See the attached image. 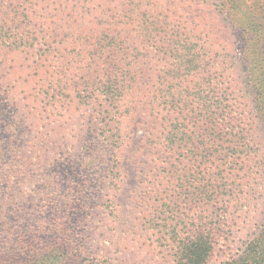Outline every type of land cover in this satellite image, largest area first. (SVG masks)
Masks as SVG:
<instances>
[{"label":"trees","instance_id":"obj_1","mask_svg":"<svg viewBox=\"0 0 264 264\" xmlns=\"http://www.w3.org/2000/svg\"><path fill=\"white\" fill-rule=\"evenodd\" d=\"M62 1L74 11L84 0ZM99 1L100 14L80 30L73 14L61 21L49 12L35 27L27 0L0 7V264H81L88 217L97 222L103 251L111 247L120 206L115 186L125 177L124 148L137 115L152 150L146 175L157 189L149 200L171 215L183 203L164 238L172 260L209 264L228 239L227 213L217 205L229 169L242 168L240 156L254 149L236 110L237 82L224 55L212 50L208 27L213 13L239 38L233 69L242 73L264 132V0ZM63 27L79 31L72 52L59 50ZM18 43L28 55L24 82L34 84L32 98L13 90L17 64L4 58ZM67 54L93 58L74 71L84 80L71 86ZM150 58H159V68L144 81ZM80 87L86 93L74 98L82 113L73 121L68 91ZM246 178L254 184L252 174ZM165 181L175 187L172 203L158 188ZM249 234L222 264H264V222Z\"/></svg>","mask_w":264,"mask_h":264},{"label":"rangeland","instance_id":"obj_2","mask_svg":"<svg viewBox=\"0 0 264 264\" xmlns=\"http://www.w3.org/2000/svg\"><path fill=\"white\" fill-rule=\"evenodd\" d=\"M27 1L28 12L33 18H36V21H34L35 27L38 15L49 12L61 21L73 14L75 19L78 17L77 26L78 30H80L88 27L89 22L93 20L94 16L100 14L101 11L97 9L100 4L99 0H84L82 4L76 6L81 7L82 10L74 11L70 10L68 5L65 6L62 0ZM4 2L5 0L0 1V7L4 5ZM211 21L212 24L209 25L208 30L210 34L209 40L213 42L212 50L224 55L227 60V67H229L227 74L230 72L237 82L234 96H237L239 103L237 102L238 108L236 110L241 122L243 120L242 125L247 130V139L245 141L248 144V148L252 147L254 149L253 152L250 151L248 156H240L242 168H239L238 171L235 169L236 172H233L231 168H234V165L230 167L229 170L233 174L231 179L228 178L230 185L227 186L224 192L222 202L217 205L219 210L223 207L227 213L228 221L225 229L228 239L226 246L215 251L209 264H222V261L229 254H237L243 247L244 242H246V239L250 235L249 233L255 230L261 222H264V132L257 113L250 102L248 92L244 88L242 73L236 67L235 70L233 69V64L236 65L241 59L242 47L239 38L232 34L233 32L226 21L220 17H216L213 13ZM23 24L22 22L21 24H17V26L22 27ZM62 32L58 40L59 50L65 51L63 48L69 47L67 51L72 52L73 50L70 49L73 47L72 41H74L73 38L79 31H76V28L66 30L63 27ZM15 34L19 35V31L15 30L11 36L14 37ZM24 47L22 43L16 44L15 49L4 55V58H14L17 64L15 75L10 77L13 80V90L17 94L21 92L22 96L24 95L22 90H25L29 97L32 98L34 84H25L24 82L27 74L26 65L29 64L28 55ZM67 57L65 58L67 61L64 64L68 68L69 85L71 86L72 83L84 80V77L82 78L80 74L76 75L77 73H74V71L77 69L79 72V68L87 67L86 64L93 58H74L73 56L71 58L69 54H67ZM144 68L146 76L142 79L147 81L152 77L151 74L159 68V58L148 59L144 64ZM60 69L59 65L57 71L59 72ZM211 71L214 72L215 70L211 69ZM226 80L228 81V79ZM97 91L94 93H97ZM76 92L81 94L86 93L83 87H80V90L69 89L68 95L70 101L72 98L75 99ZM28 103L31 106L33 105L31 101H28ZM76 104L75 99L70 105L73 121H76L78 111L82 109L81 106H77ZM79 113H82V111H79ZM139 120L141 119L138 115L134 116L131 124L129 146L124 148L125 177L123 175V178H121L120 182L118 180L115 186V202L116 204H120V206L116 209L117 217L111 219L116 227L112 238L113 244L104 252L101 245L103 241L101 232L95 230L97 222L93 218H86L85 226L89 228V231L85 232L80 238L83 254H81L78 260L82 261L81 264H177L172 260V251L167 246L168 241H164V238L171 235L172 226L176 223L174 217L179 215L183 203H181L182 206L180 208L172 206L175 214L171 215L172 213L170 212L163 214L157 207V200L155 198L149 200V197L152 196L157 187L152 189V178L146 175L149 165L153 164L152 150L145 144L146 128L144 125L138 123ZM169 170L170 167H167L166 173L167 171L170 173ZM244 174L248 176L252 174L255 177L253 185H246V180L249 181V179L246 178L244 181ZM153 178L155 179L156 177L153 176ZM146 180H149L148 185L144 182ZM36 186L34 182L31 185L33 188ZM158 188L161 189L164 196L167 195L169 202L172 203L173 198L169 196L175 194L173 192L175 187L170 186L165 181ZM167 216L169 217L168 226L161 229L158 226L162 223V218ZM179 218L177 219L178 221L180 220Z\"/></svg>","mask_w":264,"mask_h":264}]
</instances>
